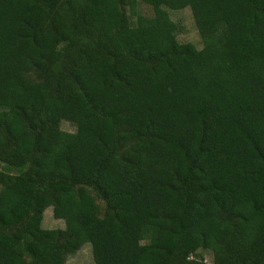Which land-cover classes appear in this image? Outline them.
<instances>
[{
    "label": "trees",
    "instance_id": "1",
    "mask_svg": "<svg viewBox=\"0 0 264 264\" xmlns=\"http://www.w3.org/2000/svg\"><path fill=\"white\" fill-rule=\"evenodd\" d=\"M84 244L95 264H264V0H0V264Z\"/></svg>",
    "mask_w": 264,
    "mask_h": 264
},
{
    "label": "rangeland",
    "instance_id": "2",
    "mask_svg": "<svg viewBox=\"0 0 264 264\" xmlns=\"http://www.w3.org/2000/svg\"><path fill=\"white\" fill-rule=\"evenodd\" d=\"M139 10L145 15L152 14V8L145 3H139ZM170 16L174 22L180 25L177 32V39L180 42H191L196 47H202L189 7L170 11ZM61 129L72 132L75 127L71 122L63 119ZM42 225L45 228H64L65 223L62 219L55 218L52 208L48 207L44 211ZM199 254L203 258L204 264H213V257L209 250L200 249ZM65 264H95L90 244H84L74 254L69 255Z\"/></svg>",
    "mask_w": 264,
    "mask_h": 264
}]
</instances>
